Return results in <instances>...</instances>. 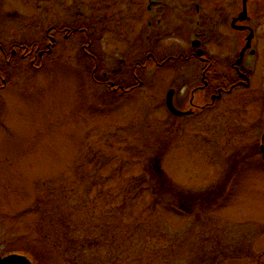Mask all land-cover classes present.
<instances>
[{"label":"rangeland","instance_id":"obj_1","mask_svg":"<svg viewBox=\"0 0 264 264\" xmlns=\"http://www.w3.org/2000/svg\"><path fill=\"white\" fill-rule=\"evenodd\" d=\"M129 7L103 6L108 70L143 50ZM161 29L159 60L186 47ZM63 60L24 70L0 110V247L34 264H264V79L179 122L164 105L173 66L149 62L146 91L111 103L92 64ZM87 232L98 239L78 248Z\"/></svg>","mask_w":264,"mask_h":264},{"label":"flooded vegetation","instance_id":"obj_2","mask_svg":"<svg viewBox=\"0 0 264 264\" xmlns=\"http://www.w3.org/2000/svg\"><path fill=\"white\" fill-rule=\"evenodd\" d=\"M23 1L29 10L19 9L21 0H0V110L7 103V92L17 91L14 86L20 83L24 70H42L49 62L70 57L83 66L92 64L93 85L98 91L110 90L115 97L111 103L146 91L151 73L146 78L138 71L147 69L149 62L155 67L173 66L175 76L167 84L164 105L179 122L208 111L233 91L248 96L257 76L264 79V9L258 0H124L130 6L127 13L137 14L140 9L143 13V26L138 30L143 50L131 67L128 59L120 57V64L115 66L111 61L109 70V64L102 67L101 42L106 28L113 25L103 14L107 10L103 6H110L113 0ZM214 3L219 8H214ZM161 28L177 38V45L184 43L186 47L159 60L149 49L162 38ZM181 61L191 62L193 71L178 73ZM218 65L225 72H216ZM183 79L190 84L187 92ZM169 90L172 104L181 114L168 110ZM261 118L258 150L264 162V109ZM11 254L21 253L0 247V257Z\"/></svg>","mask_w":264,"mask_h":264},{"label":"water","instance_id":"obj_3","mask_svg":"<svg viewBox=\"0 0 264 264\" xmlns=\"http://www.w3.org/2000/svg\"><path fill=\"white\" fill-rule=\"evenodd\" d=\"M172 94V90H169L167 93L166 106L171 113L175 115L181 114L172 104ZM261 139L262 141L264 140V134ZM261 149L263 150V146ZM0 264H31V262L23 255L11 254L3 258L1 256Z\"/></svg>","mask_w":264,"mask_h":264},{"label":"trees","instance_id":"obj_4","mask_svg":"<svg viewBox=\"0 0 264 264\" xmlns=\"http://www.w3.org/2000/svg\"><path fill=\"white\" fill-rule=\"evenodd\" d=\"M79 239L80 240L78 241L79 243H77V245L80 244V245H78V248L82 249V248L86 247L85 241H87L88 243L92 244L93 243L92 241H96L98 239V236L94 235L93 233L87 232L86 235H82V237L79 238Z\"/></svg>","mask_w":264,"mask_h":264}]
</instances>
